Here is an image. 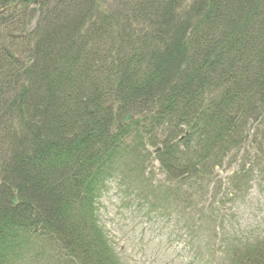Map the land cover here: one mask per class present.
<instances>
[{
    "label": "trees",
    "instance_id": "1",
    "mask_svg": "<svg viewBox=\"0 0 264 264\" xmlns=\"http://www.w3.org/2000/svg\"><path fill=\"white\" fill-rule=\"evenodd\" d=\"M34 1L0 0V264H119L99 190L148 147L190 208L239 151L231 193L264 173V0Z\"/></svg>",
    "mask_w": 264,
    "mask_h": 264
},
{
    "label": "rangeland",
    "instance_id": "2",
    "mask_svg": "<svg viewBox=\"0 0 264 264\" xmlns=\"http://www.w3.org/2000/svg\"><path fill=\"white\" fill-rule=\"evenodd\" d=\"M249 132L251 140L252 127ZM249 140L245 149H250ZM153 149L148 147L152 155L144 173L120 169L99 190L97 222L119 264H228L227 243L263 240L264 173L254 170L245 191H229L242 151L215 168L190 208L158 187L165 176ZM172 188L176 184L168 191Z\"/></svg>",
    "mask_w": 264,
    "mask_h": 264
},
{
    "label": "water",
    "instance_id": "3",
    "mask_svg": "<svg viewBox=\"0 0 264 264\" xmlns=\"http://www.w3.org/2000/svg\"><path fill=\"white\" fill-rule=\"evenodd\" d=\"M43 1H45V0H35L34 1V4H36L37 2H43ZM131 119V116L130 115H127L126 117H125V119H124V122L126 123V122H128L129 120Z\"/></svg>",
    "mask_w": 264,
    "mask_h": 264
},
{
    "label": "bare ground",
    "instance_id": "4",
    "mask_svg": "<svg viewBox=\"0 0 264 264\" xmlns=\"http://www.w3.org/2000/svg\"><path fill=\"white\" fill-rule=\"evenodd\" d=\"M127 115H130V113L126 114V116H127Z\"/></svg>",
    "mask_w": 264,
    "mask_h": 264
}]
</instances>
